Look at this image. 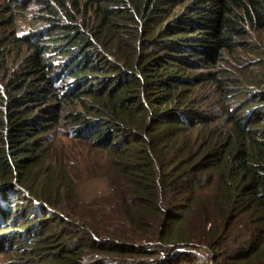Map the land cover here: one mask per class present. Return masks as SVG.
<instances>
[{
  "label": "trees",
  "instance_id": "obj_1",
  "mask_svg": "<svg viewBox=\"0 0 264 264\" xmlns=\"http://www.w3.org/2000/svg\"><path fill=\"white\" fill-rule=\"evenodd\" d=\"M90 7L99 21L86 31L76 20ZM45 10L0 82V230L15 264H264V82L245 81L248 65L217 67L264 31V0ZM131 23L132 45L121 36ZM66 113L68 133L107 162V189L92 197L67 173L36 169Z\"/></svg>",
  "mask_w": 264,
  "mask_h": 264
},
{
  "label": "rangeland",
  "instance_id": "obj_2",
  "mask_svg": "<svg viewBox=\"0 0 264 264\" xmlns=\"http://www.w3.org/2000/svg\"><path fill=\"white\" fill-rule=\"evenodd\" d=\"M45 4L46 0H0V82L11 70L19 66V62L23 60L22 58L28 51L25 44L19 43L18 38L35 40L37 37L35 32L47 26L41 22L42 15L47 13ZM98 16L94 8L90 7L87 9V13L77 14L76 22L82 29L88 31L86 24L95 25L99 21ZM136 28V23H131L123 27V31H121V36L130 45L135 43ZM246 41L249 42L247 48L239 49L236 57L231 56L230 63L226 59L217 67H224L231 76H235L241 72V69L245 70L241 67L248 65L249 68L244 75L245 81L253 84L256 81L264 82V31L252 34L246 38ZM121 51L125 56L133 59L134 51L131 52L128 48ZM56 56L57 54L52 51L48 58L52 60L54 68L59 69L63 58H56ZM110 58L114 57L110 56ZM63 85L62 82L58 84L62 90L64 89ZM214 90L211 87L208 92L213 103ZM73 106L71 108H80L78 105ZM90 115L97 116L94 111ZM68 122H70V118L66 113L63 123L42 137L41 144H46L42 147L45 162L36 169L43 172L52 167L57 171L59 178L62 173H67L72 176L82 195L92 197L107 189V183L102 177L107 162L102 151L92 149L88 145L93 144L92 142L79 139L68 133L70 126ZM21 213L20 208L19 210L15 209L10 214V224L14 219L20 217ZM7 235L6 229L0 230V264H15L13 255L8 253L2 243Z\"/></svg>",
  "mask_w": 264,
  "mask_h": 264
}]
</instances>
